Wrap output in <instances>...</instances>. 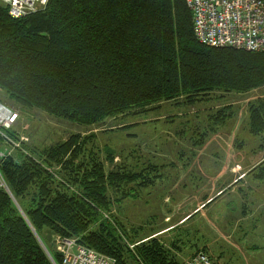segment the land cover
I'll use <instances>...</instances> for the list:
<instances>
[{
  "label": "trees",
  "instance_id": "16d2710c",
  "mask_svg": "<svg viewBox=\"0 0 264 264\" xmlns=\"http://www.w3.org/2000/svg\"><path fill=\"white\" fill-rule=\"evenodd\" d=\"M262 85L264 52L200 44L184 0H48L19 18L0 3V93L22 109L88 125ZM229 108L212 122L223 124ZM247 114L249 132L264 138V96L248 103ZM7 132L18 139L17 126ZM92 138L72 134L42 149V164L22 156L23 141L13 149L19 162L3 159L0 264H61L50 234L76 239L113 264H182L174 246L157 237L137 241L111 211L151 185L157 166L106 170L100 152L88 148ZM104 153L111 163L112 151ZM251 171L264 179V160Z\"/></svg>",
  "mask_w": 264,
  "mask_h": 264
},
{
  "label": "rangeland",
  "instance_id": "374dc122",
  "mask_svg": "<svg viewBox=\"0 0 264 264\" xmlns=\"http://www.w3.org/2000/svg\"><path fill=\"white\" fill-rule=\"evenodd\" d=\"M262 96L264 85L246 92H214L201 102L164 101L150 111L117 114L88 125L38 108L22 109L3 93L0 100L18 113L15 126L27 143L22 156L37 163L42 164V149L80 134L93 136L88 148L100 152L106 170L157 166L151 185L111 210L128 233L175 235L171 248L182 264L198 251L214 264H264V179L251 171L264 160V138L251 134L246 125L248 103ZM228 105L230 117L223 124L212 122L213 114ZM208 125H218L217 130L200 137ZM106 149L113 153L111 163ZM0 150L9 152L0 157V166L5 157L21 160L3 142ZM52 247L60 254L56 243Z\"/></svg>",
  "mask_w": 264,
  "mask_h": 264
},
{
  "label": "built area",
  "instance_id": "2783aa9c",
  "mask_svg": "<svg viewBox=\"0 0 264 264\" xmlns=\"http://www.w3.org/2000/svg\"><path fill=\"white\" fill-rule=\"evenodd\" d=\"M48 0H0L12 18L38 11ZM191 12L194 36L209 47H233L247 51L264 52V0H184ZM18 120L15 109L0 100V137L11 150L18 147V139L8 134ZM6 149V148H4ZM9 152L0 150V157ZM0 189L8 187L0 170ZM61 264H113L114 260L75 240L55 236ZM54 264H56L54 262ZM184 264H214L208 254L198 251Z\"/></svg>",
  "mask_w": 264,
  "mask_h": 264
},
{
  "label": "crops",
  "instance_id": "0c3cea01",
  "mask_svg": "<svg viewBox=\"0 0 264 264\" xmlns=\"http://www.w3.org/2000/svg\"><path fill=\"white\" fill-rule=\"evenodd\" d=\"M165 224L166 223H164L162 226H165ZM173 225H175V223ZM165 229L167 230L168 228H165ZM173 230H174V227H173V229L170 232H172ZM151 234L152 235H150V236L139 237L138 234L134 233V235L136 237L135 238L136 240H139V239H141V240L144 239L145 240V239L150 238V237H156V234H160V236H157V238L159 240H161L167 246H172V243L175 240V235L171 236V234H169V233L160 232V233H151Z\"/></svg>",
  "mask_w": 264,
  "mask_h": 264
}]
</instances>
